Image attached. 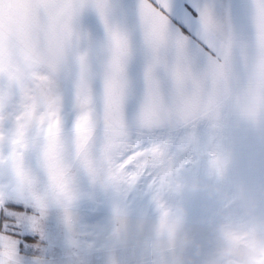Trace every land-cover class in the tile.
<instances>
[{"label":"snow or ice","instance_id":"snow-or-ice-1","mask_svg":"<svg viewBox=\"0 0 264 264\" xmlns=\"http://www.w3.org/2000/svg\"><path fill=\"white\" fill-rule=\"evenodd\" d=\"M220 220L264 236V0H0V264H218Z\"/></svg>","mask_w":264,"mask_h":264},{"label":"clouds","instance_id":"clouds-1","mask_svg":"<svg viewBox=\"0 0 264 264\" xmlns=\"http://www.w3.org/2000/svg\"><path fill=\"white\" fill-rule=\"evenodd\" d=\"M192 187L205 186L193 183ZM213 191H219V189L216 188ZM178 211L179 219L183 221L185 210L179 207ZM215 231L217 233L215 253L218 264H264V236H249L246 232L230 227L223 220L215 225ZM180 240L189 244L193 242V237L182 234Z\"/></svg>","mask_w":264,"mask_h":264}]
</instances>
